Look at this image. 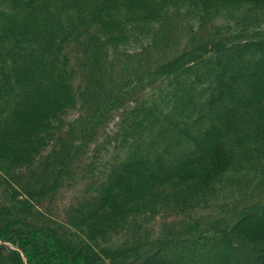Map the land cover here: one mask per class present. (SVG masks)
<instances>
[{
    "label": "trees",
    "instance_id": "1",
    "mask_svg": "<svg viewBox=\"0 0 264 264\" xmlns=\"http://www.w3.org/2000/svg\"><path fill=\"white\" fill-rule=\"evenodd\" d=\"M0 264H264V0H0Z\"/></svg>",
    "mask_w": 264,
    "mask_h": 264
},
{
    "label": "rangeland",
    "instance_id": "2",
    "mask_svg": "<svg viewBox=\"0 0 264 264\" xmlns=\"http://www.w3.org/2000/svg\"><path fill=\"white\" fill-rule=\"evenodd\" d=\"M113 126H114V125L112 124V126H111L110 128H113Z\"/></svg>",
    "mask_w": 264,
    "mask_h": 264
}]
</instances>
